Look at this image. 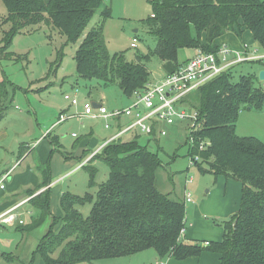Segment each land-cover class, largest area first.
Returning <instances> with one entry per match:
<instances>
[{
	"label": "trees",
	"instance_id": "obj_1",
	"mask_svg": "<svg viewBox=\"0 0 264 264\" xmlns=\"http://www.w3.org/2000/svg\"><path fill=\"white\" fill-rule=\"evenodd\" d=\"M2 1L8 10L2 24L9 27L0 39V57L14 56L9 48L16 35L45 24L64 36L67 43L82 40L75 54L77 73L82 78H98L105 85L118 83L128 97L149 82L147 62L153 55H158L169 74L185 63L178 59L181 48L217 52L222 43L216 40L228 32L239 36L250 32L249 39L264 46V0H150L153 13L147 25L158 43L155 50L138 54L134 60L107 49L104 27L112 15L109 7L102 11L101 23L86 31L102 0ZM59 55L62 58V53ZM6 95L2 82L0 120L5 115ZM184 102L200 113L199 127L192 134L194 147L188 138L190 156H200L216 174L243 182L241 205L224 222L223 238L208 244L183 239L186 201L173 199L160 189L157 171L163 166L162 160L158 152L140 143V133L136 132L128 140L122 138L124 134L107 143L89 160V166L83 165L90 172L91 187L97 186L96 195L63 194L61 216L52 212L50 187L37 193L53 181L50 165H38L42 179L29 190L30 203L38 215L30 223L18 222L16 228L31 232L52 217L35 252L46 264H94L147 249L178 260L211 251L220 255L219 264H264V141L236 131L244 107H264V84L259 73H248L234 81L229 70L191 92ZM51 143L56 150V142ZM201 144L205 145L202 149ZM27 148L22 146L20 158ZM96 158L109 166V177L100 184L96 181L98 169L90 164ZM87 201L93 206L84 217L79 207ZM2 255L9 261L18 258L13 252Z\"/></svg>",
	"mask_w": 264,
	"mask_h": 264
},
{
	"label": "rangeland",
	"instance_id": "obj_2",
	"mask_svg": "<svg viewBox=\"0 0 264 264\" xmlns=\"http://www.w3.org/2000/svg\"><path fill=\"white\" fill-rule=\"evenodd\" d=\"M107 7L111 9L112 15L105 22L104 35L110 53L122 52L129 60H134L138 54L155 50L158 40L149 32L147 25V20L153 13L150 0H102L86 31L101 23L102 11ZM7 14L8 10L0 0V39L3 31L9 27L2 24ZM192 34H197L194 28ZM133 38L137 39V47L131 46ZM81 41L67 43L64 36L52 27L42 24L16 35L9 48V51L14 53L13 57H0V89L4 82L7 91L3 100L6 110L0 120V130L8 133L4 137L0 135V154L3 158L0 171L18 161L22 146L29 143L32 147L36 146V138L41 137L49 127L50 140L55 141L57 145V152L51 156L50 161L47 160L51 169L56 167L55 161L62 158L61 149L62 156L68 151L72 160L78 161L79 166L88 157L87 154L117 133L115 129L105 126V118L79 116L83 113L85 99H101L109 110L124 108L133 101L126 96L118 83L105 85L98 78L84 79L77 73L75 54ZM193 52V48H181L179 61L189 58ZM59 53H62V58ZM147 66L154 81L164 73L162 60L158 55H153ZM261 68H264V64L258 62L241 63L232 69L233 80L238 81L242 75L248 73H259ZM67 94L72 97L78 95V112L71 110L76 108V104L65 98ZM102 95L103 97H100ZM61 111L67 116H76L67 119V123L53 125L60 118ZM166 129L167 135L158 140L139 134L140 143L158 152L162 160L163 166L157 171V183L160 189L170 193L173 199L185 200L186 194L191 193L195 203L186 202V228L192 231V241H219L224 235V222L241 205L243 182L224 173H214L210 170L209 163L202 159L191 164L187 122L166 125ZM236 131L241 136H255L264 141V107H244L236 122ZM135 133L129 132L122 138L128 140ZM28 163H31V159L19 165L12 175L16 176L26 170ZM90 164L98 169L97 183L108 179L109 166L104 160L96 158ZM61 175L60 168L56 169L53 175L54 180L57 179L51 196L53 212L59 207V196L63 193L96 195L97 186L91 187L90 172L86 167L80 166L64 177ZM189 179L192 181H188ZM7 184L10 187L13 182L7 181ZM9 191L10 188L1 190V196ZM92 206L93 202L87 201L79 207L84 217L90 214ZM20 210L18 213L23 215L26 223L36 214L31 210L30 204ZM49 219L33 232L24 233L13 225L0 224V252L12 251L21 260L9 261L0 256V264H32L31 255L42 236L49 230ZM59 225L60 223L57 227ZM94 264L102 263L98 261Z\"/></svg>",
	"mask_w": 264,
	"mask_h": 264
},
{
	"label": "built area",
	"instance_id": "obj_3",
	"mask_svg": "<svg viewBox=\"0 0 264 264\" xmlns=\"http://www.w3.org/2000/svg\"><path fill=\"white\" fill-rule=\"evenodd\" d=\"M137 47V39L131 44ZM261 61L264 64V46L252 39H244L241 45L222 43L217 52H208L201 47L195 48L194 55L181 64L173 73H165L156 81H149L142 88L136 89L132 94L133 101L124 108L109 110L105 103L95 107L93 102L85 100L83 113L80 117L105 118L107 128L114 127L117 123V134L104 142L100 148L93 151L91 159L107 143L118 139L128 132H139L149 138H161L167 135L165 125H174L178 122H189V138L194 147V130L199 127L200 113L196 109H189L184 99L194 90L208 83L218 75L232 70L235 66L244 62ZM264 84V81H262ZM73 104H79L78 95L74 97L65 95ZM76 115L67 116L61 114L60 121L73 118ZM128 117L125 123H119L120 119ZM110 121H112L110 123ZM205 145L201 144L200 148ZM191 164L200 160V156L191 157ZM7 175L0 181V190L5 189L4 181ZM188 181H192L189 179ZM186 202L195 203L190 192L186 194ZM17 206L0 215V224L12 226L18 220ZM22 223L23 220H20ZM186 229H182V237ZM208 244V242L206 243Z\"/></svg>",
	"mask_w": 264,
	"mask_h": 264
},
{
	"label": "crops",
	"instance_id": "obj_4",
	"mask_svg": "<svg viewBox=\"0 0 264 264\" xmlns=\"http://www.w3.org/2000/svg\"><path fill=\"white\" fill-rule=\"evenodd\" d=\"M247 34L250 37L252 35L250 32H247V31H245V33H243V35H241V36L237 35L235 32H228L225 35L219 37L216 40V42L217 43H229L231 45L239 46V45H241L242 41L244 39H246V37H248V36H245ZM133 39H132V41H133ZM247 39H249V37ZM131 44H132V42H131ZM193 50H194V52L192 53V55H190L189 58H191L194 55L195 48H193ZM189 58L184 59L180 62H186ZM162 67H163V63H162ZM261 69H264V68H261ZM164 73H165V71H164ZM163 74H161L158 78H156V80H159L163 76ZM152 80L153 79L151 77L149 81H152ZM0 93H1V89H0ZM100 97H103V95ZM129 98H132V95ZM85 100H88V99H85ZM89 100L92 102H96L98 104L103 103V101H101V99H94L93 98V99H89ZM79 104H76V108L71 109L74 111V113L78 112V105ZM69 107H71V106H69ZM62 113L63 112L61 111V114ZM61 114H60V116H61ZM128 119H129L128 117H124V118L120 119V121L118 122V125H119V123L120 124L125 123L126 121H128ZM66 121H67V119L60 121V118H59L56 122L53 123V125L58 124V123L63 124ZM116 124L117 123H114V127H112L113 129H115V131H117V129H118ZM162 127L166 128V125L162 124ZM50 129H51V127L47 128L46 131L43 132V135L41 137L36 138V141L34 143V144H36V146L32 147V145H30V143L28 145H26V147H28L26 153H24V155L20 158V152H19L18 161H15L12 166L4 167L3 170L0 171V181L4 178L5 175H7V178L4 181L6 188L2 189V191L10 188L9 193H7L3 196H1L2 193L0 190V215L5 213L6 211L10 210L11 208L17 206L16 212L18 214V220H17L16 224L13 225V227H15V228H16L18 222L21 223L20 220H23L22 223H26L23 215L19 214V213L21 212L20 209L23 206H25L27 204L31 205L30 198L32 196L29 195V190H33L36 186H38V184L40 183V181L42 179V174L38 168V165L41 162H47L48 159L50 160L51 156H53L55 154V152H57L56 151L57 149L54 150V146L52 145L51 140H50V134H51ZM0 135H1V137H4V136H7L8 133L4 130H0ZM87 140L90 141L89 139H87ZM100 147L101 146H99V148ZM21 149H20V151H21ZM97 149L98 148H96L95 150H97ZM60 152L63 153V151H60ZM62 153L60 154L62 158L58 161H55L56 167L52 168V176L54 175L55 170L60 168L61 173H62L61 176L64 177L66 174H69L73 170L78 169V167H80V166L83 167L84 164H87L86 162L90 157V156H88L85 159V161L81 162L78 166V161L72 160L71 155L68 151L64 152L67 154V156L66 155L62 156ZM0 157H1L0 158V168H1V166L3 167V165H2L3 158L1 156V154H0ZM28 159H31V163H28L26 170L19 172L16 176H13L12 173L19 167V165H21L24 161H26ZM75 159H77V158H75ZM9 163H11V162L9 161ZM57 174H60V173H57ZM56 180H54V176H53L52 183L49 186L44 187L41 190H39L37 193H40L41 191L45 190L48 187L51 188V193H52ZM7 181L13 182L12 186L9 187L7 184ZM63 194H61L59 196V207L55 210V212L52 211L55 215H58V216L62 215V209H61L60 201H61V197ZM51 200H52V198H51ZM31 210L36 213L35 216L38 215V212L32 207V205H31ZM233 213H235V212H232L231 214H233ZM52 220L53 219H51V220L49 219L50 225L52 224ZM30 222H28V223H30ZM190 225L193 226L192 223H190ZM187 229L188 228H186L185 234L183 236L184 239L188 242H194V241H192L193 237L191 236L192 235L191 229L190 230H187ZM203 242L205 243V242H210V241L206 240ZM5 252H12V251H5ZM35 252H36V249L33 251L32 255H31V257L33 259L32 264H46L42 255L40 253H35ZM3 253H4V251L0 252V256L2 258H4L2 255ZM16 256L18 257L16 260L21 261V260H19V256L18 255H16ZM11 261H14V260H11ZM99 262L102 264H219L220 255L215 253V252L205 251L199 256H191V257H188L186 259L178 260V259H175L174 257H172L171 255L161 256L158 254V252L156 250L147 249V250L138 252V253L130 255V256L113 258V259H103V260H100Z\"/></svg>",
	"mask_w": 264,
	"mask_h": 264
},
{
	"label": "water",
	"instance_id": "obj_5",
	"mask_svg": "<svg viewBox=\"0 0 264 264\" xmlns=\"http://www.w3.org/2000/svg\"><path fill=\"white\" fill-rule=\"evenodd\" d=\"M259 79H260L261 81H264V69H261V70L259 71ZM93 104H94L95 107H99V106H100V104H98V103H96V102H93Z\"/></svg>",
	"mask_w": 264,
	"mask_h": 264
}]
</instances>
